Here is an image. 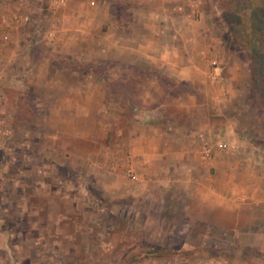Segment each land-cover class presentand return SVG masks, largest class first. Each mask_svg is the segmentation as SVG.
I'll use <instances>...</instances> for the list:
<instances>
[{
	"label": "rangeland",
	"instance_id": "1",
	"mask_svg": "<svg viewBox=\"0 0 264 264\" xmlns=\"http://www.w3.org/2000/svg\"><path fill=\"white\" fill-rule=\"evenodd\" d=\"M162 2L0 0V228L19 234L20 246L39 236L35 249L54 253L56 264H190L202 252L186 246L200 243L202 227L189 234L183 223L168 222L170 193L116 201L87 174L91 163L103 165L107 146L110 154L125 150V129L136 115L145 122H191V116L197 122H258L264 133V82L256 91L249 80L236 107L228 101L214 110L207 103L186 106L185 94L199 84L174 82L145 62L123 60L131 57V42L181 38L183 24L194 32L191 20L201 12L226 48L244 57L222 19V0H173L166 5L181 6L173 19L153 14ZM238 2L235 14L261 18L253 23L260 27L253 37L260 46L249 55L258 63L256 75L264 76V0ZM194 8L199 11L192 16ZM162 26L167 33H155ZM242 74L237 68L229 75ZM221 87L230 95L229 78L209 90L217 94ZM175 95H183V108ZM74 152L93 153L95 161L68 165L65 155ZM147 243L162 250L150 252Z\"/></svg>",
	"mask_w": 264,
	"mask_h": 264
},
{
	"label": "crops",
	"instance_id": "2",
	"mask_svg": "<svg viewBox=\"0 0 264 264\" xmlns=\"http://www.w3.org/2000/svg\"><path fill=\"white\" fill-rule=\"evenodd\" d=\"M162 1L161 8L152 9L153 14L172 18L173 11L181 9L166 5L173 0ZM197 11L194 8L192 16ZM204 13L191 20L197 26L194 32H185V25L180 26L181 38L173 35L170 40L168 34L163 40L149 41L148 46L142 44L148 51H142L139 42H131V57L123 60L131 65L145 62L174 82L199 84L197 91L185 94L186 106L187 101L195 107L207 103L214 110L228 101L236 107L248 91L249 63L226 48ZM165 28L154 31L163 35L167 33ZM225 67L226 74H221ZM237 68L242 75H229ZM228 78L230 95H225L223 87L217 94L209 90L220 79ZM174 100H179L178 107H184V102L180 103L185 100L183 95H175ZM156 109L151 108L150 114ZM210 118L215 120L214 116ZM193 119L145 122L136 115L125 129V150L110 154L107 146L103 165L91 163L87 174L104 196L116 201L130 197L139 201L158 192L170 193L164 205L168 222L183 223L190 228L189 234L193 226L202 227L197 237L200 243H186L202 251L190 264H264V133L257 129L258 122ZM65 158L68 165L89 161L86 154L76 156L75 152ZM89 159L95 161L93 153ZM56 217L55 222L59 215ZM37 223L32 222L30 231ZM15 233L0 228V264H56L54 253L35 249L39 236L31 238L29 245L20 246L16 241L19 234Z\"/></svg>",
	"mask_w": 264,
	"mask_h": 264
},
{
	"label": "trees",
	"instance_id": "3",
	"mask_svg": "<svg viewBox=\"0 0 264 264\" xmlns=\"http://www.w3.org/2000/svg\"><path fill=\"white\" fill-rule=\"evenodd\" d=\"M222 11L221 16L223 21L228 26V30L231 36L232 44L237 47L242 48V50L245 52L244 57L249 63L250 66V87L256 91H258V87L262 85L264 82V76L263 75H256L258 74V71L255 70L257 67V64L253 63L254 59L251 58L249 55L250 52L256 53L258 51V43L254 41V33L257 31V33H260V27H255L253 25L254 20L258 17V19H261L258 15L254 14V12L250 13V16L246 19L240 14H235L236 6H238V0H222ZM235 8V9H234ZM254 27L256 31L254 30ZM262 27V26H261ZM262 34V33H261ZM261 45L264 43V40L260 41ZM263 46V45H262ZM259 60V59H258ZM255 65L254 67H252ZM147 249H150V252H158L162 248L158 246H154L152 244H146ZM166 249V248H165ZM169 249V248H168ZM167 250V249H166ZM171 250V249H169Z\"/></svg>",
	"mask_w": 264,
	"mask_h": 264
},
{
	"label": "built area",
	"instance_id": "4",
	"mask_svg": "<svg viewBox=\"0 0 264 264\" xmlns=\"http://www.w3.org/2000/svg\"><path fill=\"white\" fill-rule=\"evenodd\" d=\"M220 147L224 148L226 147V144H221Z\"/></svg>",
	"mask_w": 264,
	"mask_h": 264
}]
</instances>
